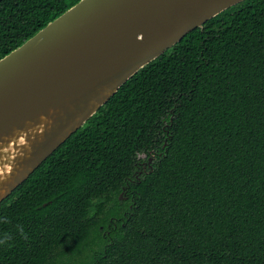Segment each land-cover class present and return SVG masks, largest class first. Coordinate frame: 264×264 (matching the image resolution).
Listing matches in <instances>:
<instances>
[{"label": "trees", "instance_id": "obj_1", "mask_svg": "<svg viewBox=\"0 0 264 264\" xmlns=\"http://www.w3.org/2000/svg\"><path fill=\"white\" fill-rule=\"evenodd\" d=\"M77 1L0 0V58ZM5 234L0 264H264V0L122 83L0 201Z\"/></svg>", "mask_w": 264, "mask_h": 264}, {"label": "water", "instance_id": "obj_2", "mask_svg": "<svg viewBox=\"0 0 264 264\" xmlns=\"http://www.w3.org/2000/svg\"><path fill=\"white\" fill-rule=\"evenodd\" d=\"M240 1L78 0L2 56L0 157L15 158L0 201L137 70Z\"/></svg>", "mask_w": 264, "mask_h": 264}, {"label": "bare ground", "instance_id": "obj_3", "mask_svg": "<svg viewBox=\"0 0 264 264\" xmlns=\"http://www.w3.org/2000/svg\"><path fill=\"white\" fill-rule=\"evenodd\" d=\"M32 127H34V129H39L40 125L39 124H34ZM36 135V132H29V133H25L23 135H21L19 137V139L21 141H26L28 142L29 139H34ZM23 143V142H22ZM16 146V144H14V147ZM15 158V155L12 154L11 156H9L8 158H5L4 156L0 157V174L1 173H5L9 170L12 160Z\"/></svg>", "mask_w": 264, "mask_h": 264}, {"label": "clouds", "instance_id": "obj_4", "mask_svg": "<svg viewBox=\"0 0 264 264\" xmlns=\"http://www.w3.org/2000/svg\"><path fill=\"white\" fill-rule=\"evenodd\" d=\"M20 233H21V235H25V234L23 233V228H22V227H20ZM25 238H27L26 235H25ZM9 239H11V236L8 235V234H5V235H4V238H3V239H0V244L5 243V242H6L7 240H9Z\"/></svg>", "mask_w": 264, "mask_h": 264}, {"label": "flooded vegetation", "instance_id": "obj_5", "mask_svg": "<svg viewBox=\"0 0 264 264\" xmlns=\"http://www.w3.org/2000/svg\"><path fill=\"white\" fill-rule=\"evenodd\" d=\"M149 160L151 161V159H149ZM150 161H149V162H150Z\"/></svg>", "mask_w": 264, "mask_h": 264}]
</instances>
